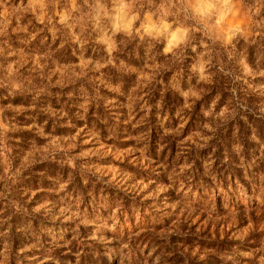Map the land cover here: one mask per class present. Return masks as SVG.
Listing matches in <instances>:
<instances>
[{"label": "rangeland", "instance_id": "rangeland-1", "mask_svg": "<svg viewBox=\"0 0 264 264\" xmlns=\"http://www.w3.org/2000/svg\"><path fill=\"white\" fill-rule=\"evenodd\" d=\"M35 30L27 19L0 21V82L14 64L12 79L22 84L13 94L0 83V131L18 161L34 160L17 194L0 200V264H264V31L234 41L231 50L217 46L235 65L243 55L260 73L248 84L235 78L234 103L218 107V93L186 107L182 93L201 87L191 71L200 49L190 46L188 75L168 77L181 98L175 121L157 116L150 123L145 98L157 65L148 48L141 68L120 63L135 77L124 93L104 68H94L107 59L95 43L99 31L89 29L92 48L84 57L93 64L78 80L71 74L80 69L64 62L66 51L77 55L67 46L61 64L50 59L42 72L35 68L33 55L59 44L33 39ZM58 66L64 75L53 71ZM148 73L151 79L141 81ZM90 95L105 112L99 125L88 120ZM16 97L27 105L10 103ZM226 106L234 117L218 118Z\"/></svg>", "mask_w": 264, "mask_h": 264}, {"label": "clouds", "instance_id": "clouds-1", "mask_svg": "<svg viewBox=\"0 0 264 264\" xmlns=\"http://www.w3.org/2000/svg\"><path fill=\"white\" fill-rule=\"evenodd\" d=\"M13 18L17 21L27 19L28 25L35 27L33 39L42 37V41L47 42L50 39L52 44L59 41L57 47L49 45L47 50L33 55L36 69L42 72L50 59L53 64H61V50L67 46L77 52L72 64L80 71H74L71 75L78 80L87 75L88 66L93 64L91 57H84V49L91 42L89 29L91 32L99 31L95 43L101 45L107 55L103 63H95L96 71L109 65L116 67L113 57L119 51L120 43L124 42L123 38L139 37L143 40L148 37L159 43L160 52L165 57L175 55L177 49L191 43L193 52L200 49L198 60L191 66V71L196 73L197 82L201 85L198 90L190 89L182 93L188 102L186 107H191L204 98L205 89L217 79V71H213L217 67L213 64V53L218 51L217 46L231 50L235 48L234 41L247 42L251 36H259L264 31V0H19L18 3L0 0V21L7 26ZM117 37L122 39L118 41ZM53 71L64 75L59 66ZM234 71L237 81L243 84H248L249 78L255 79L260 75L243 55ZM15 72V65L10 64L7 82H0L5 87L10 85L9 89L13 94L22 89V84L12 79ZM150 79L149 73L140 77L141 81ZM113 90L119 91V87ZM215 105L216 101H213L206 116L212 115ZM235 111L226 106L217 117H234ZM2 115L3 109H0V130L4 126ZM205 128L210 132L215 131L212 124H206ZM31 162L34 160L30 158L18 161L6 146L0 131V182L4 184L3 190H0V200L17 194V182L22 179V174Z\"/></svg>", "mask_w": 264, "mask_h": 264}, {"label": "trees", "instance_id": "trees-1", "mask_svg": "<svg viewBox=\"0 0 264 264\" xmlns=\"http://www.w3.org/2000/svg\"><path fill=\"white\" fill-rule=\"evenodd\" d=\"M123 39L124 42L120 43L119 51L114 53L113 58L116 67L109 65L107 68H104L102 72L107 78L110 79L111 83H121V85H123L121 88L124 93H128L129 88L134 87L135 82L133 80L135 77L129 73H126V70L120 67V63L122 62L125 67H133L137 69L141 68V66L144 65V52L148 48L150 56L155 59L154 62H156V65H158L157 69L153 71L154 77L152 79V83L150 84L151 88L149 92L147 91V97L145 98L147 105L152 107L148 121L150 123H155L157 121L156 117L160 116L162 118L167 117L169 122H174L175 112L182 105L181 98H179L169 87H167L168 77L174 72L182 71L184 76L188 73L189 66L192 62L191 58L193 57V53L189 49L192 44H187L186 48L183 49L186 54L181 56L179 55L177 59H170L172 58L171 56L165 57L161 54L160 46L157 44L147 45V43H141L136 38ZM10 45L14 46V43H10ZM90 48H92V45L86 46V55H90ZM100 55H103V53L94 52L93 54L95 58H98ZM213 55L215 57L213 64L217 66L213 69V71H217V79L214 81L212 86L208 87V93L203 98V101L205 98L211 99L220 93V100L217 103V106L220 107L226 103L227 100L234 103V80L236 78L234 69L236 65L234 60L230 59L219 49L218 51H215ZM183 56H186V58H183ZM64 57H66L64 62L67 63L75 59L73 56H71L69 51L65 52ZM177 62H180V64H177ZM151 64H153V61ZM218 69H222V71H218ZM230 69H232V71H230ZM89 97L88 103L90 106L88 107V120L89 122H95L97 125H99V122L104 119L105 112L102 110L100 105H96L97 102L93 97H91V95ZM10 103L17 104L23 102L20 98L16 97L15 99L11 100ZM23 105H27L26 102H24ZM230 105L231 103L229 106ZM235 171L238 173L237 170ZM12 237V244L14 246L11 250H13L16 245L14 240L15 236ZM177 263L179 264L180 262L178 261Z\"/></svg>", "mask_w": 264, "mask_h": 264}]
</instances>
